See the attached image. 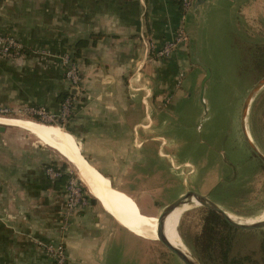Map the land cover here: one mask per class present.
Masks as SVG:
<instances>
[{"label":"crops","instance_id":"0c3cea01","mask_svg":"<svg viewBox=\"0 0 264 264\" xmlns=\"http://www.w3.org/2000/svg\"><path fill=\"white\" fill-rule=\"evenodd\" d=\"M198 1L182 13L177 0H0V33L22 44L18 58L0 53V106L44 105L55 112L61 94L71 92L75 96L69 120L72 133H66L78 152L121 204L150 215L135 200L132 182L122 171L131 168L130 151L138 143L139 126L149 131L151 106H158L166 95L165 75L178 76L190 63L193 66L196 13L201 11L197 14L201 18L208 0ZM239 1L233 6L238 12ZM210 4L223 8L221 0ZM181 24L188 43L168 59H152L149 43L161 47ZM81 42L85 45L80 56L74 57ZM66 52L80 69L78 92L69 89L64 77L60 56ZM160 68L166 72L163 77ZM156 74L159 87L150 98ZM16 142L0 141V264H53L44 244L61 240L66 244L67 264H113L110 252L119 233L131 239H158L123 227L88 188L96 201L87 197L86 206L64 229V183L50 180L43 167L48 161L62 163L40 146Z\"/></svg>","mask_w":264,"mask_h":264},{"label":"rangeland","instance_id":"374dc122","mask_svg":"<svg viewBox=\"0 0 264 264\" xmlns=\"http://www.w3.org/2000/svg\"><path fill=\"white\" fill-rule=\"evenodd\" d=\"M210 1L205 2L201 18L197 17L201 11L196 13V28L191 40L193 66L190 63L189 68L178 76L165 75L164 81L169 86L163 90L166 95L158 106H151L153 124L149 131L139 126L138 139L141 142L137 140L135 148L130 151L131 168L122 172L132 182L135 200L149 214L158 215L165 205L185 190H193L208 195L225 211L242 219H251L264 210V166L245 144L239 119L244 98L264 75L263 72L258 78L254 73L264 69V64L260 62L256 66H248L242 63L246 46L253 43L264 45V0H240L239 12L233 9L237 3L235 0H221L220 7L223 8L220 10ZM244 6L247 8L244 9ZM168 58L152 56L154 60ZM63 68L65 77L67 69ZM206 69L209 70V77L202 87ZM157 71L161 73V68ZM164 74L166 72L161 73V77ZM153 77L150 98H154L159 87L160 76L156 74ZM176 96L177 99H173ZM41 106L52 115V120H41V117L33 115L29 109L37 106L17 109L0 106L7 109L0 112V116L40 121L43 123H38L42 125H59L57 127L62 129L69 126L74 114L65 120L60 116V106L55 112H50L44 105L38 107ZM246 122L252 143L264 155V86L253 98ZM51 123L57 125H47ZM4 127L0 131L2 143L5 139L23 142L25 147L37 145L44 148L56 161L66 165L64 168L87 195L80 172L70 162L52 148L39 143L26 130L10 125ZM53 162H46L44 170ZM208 210L203 205H196L182 213L178 232L190 253V246L202 230ZM156 227L151 232L142 233L145 236H139L156 239ZM246 231L247 234L236 237L234 253L239 252L242 256L251 253V261H246V264H264L260 259L264 227ZM118 235L111 248L110 263L183 264L158 239L148 241L131 239L123 233ZM60 242L66 251L65 242Z\"/></svg>","mask_w":264,"mask_h":264},{"label":"bare ground","instance_id":"6f19581e","mask_svg":"<svg viewBox=\"0 0 264 264\" xmlns=\"http://www.w3.org/2000/svg\"><path fill=\"white\" fill-rule=\"evenodd\" d=\"M40 122V121H37ZM32 120L15 119L8 117H0L1 124L13 125L20 127L41 143L55 150L61 157L70 162L80 173L83 183L86 188L95 195L98 200L100 199L103 205L113 214L115 219L123 226L136 233H148L157 226V216L147 215L134 210L133 208L124 206L120 203L114 192L107 186L101 179V177L88 165L86 160L78 152L74 145L73 140L69 136L70 132L57 126H46L39 124ZM43 123V122H40ZM46 124V123H44ZM67 132V133H66ZM78 175V176H79ZM105 182L109 180L105 177ZM199 205L194 199L191 201H185L183 204L175 207L165 218L163 223V235L174 247L188 252L178 232V224L181 220L182 213L191 209L192 207ZM229 217L232 220L242 223H254L264 219V210L257 216L251 219H242L231 213Z\"/></svg>","mask_w":264,"mask_h":264},{"label":"built area","instance_id":"2783aa9c","mask_svg":"<svg viewBox=\"0 0 264 264\" xmlns=\"http://www.w3.org/2000/svg\"><path fill=\"white\" fill-rule=\"evenodd\" d=\"M196 0H177L183 12H188L194 6ZM189 40V35L185 27L181 24L177 26L172 34L171 38L163 43L159 48H155L152 43L148 45V52L151 56L156 58H168L172 53L180 46L186 45ZM0 53L9 58H18L22 53V44L17 41L13 36L0 33ZM63 67L65 66V79L69 84V89H73L75 92H78L81 77L80 69L78 63L73 59L72 54L69 52L64 53L60 56ZM182 76V75H181ZM180 83L181 81L178 80ZM74 103L75 96L70 95L65 98L60 104V116L63 119L70 118L74 113ZM7 109H2L0 107V112L6 111ZM30 112L35 116H39L43 119L52 120V115L43 107H30ZM68 120V119H67ZM45 172L50 180L54 181L61 177L64 174H68V178L64 185V211L62 213L63 217V228L69 224L72 216L79 210L83 209L87 204V195L82 189L81 185L73 178L69 171L66 168L60 166L54 167L53 165H48L45 169ZM44 248L49 255L53 264H67L65 248L62 243L59 244H44Z\"/></svg>","mask_w":264,"mask_h":264},{"label":"trees","instance_id":"16d2710c","mask_svg":"<svg viewBox=\"0 0 264 264\" xmlns=\"http://www.w3.org/2000/svg\"><path fill=\"white\" fill-rule=\"evenodd\" d=\"M182 13H184L183 10ZM81 45H85V42H81V44L77 43L74 48V57L80 56ZM260 62L264 64V45L253 43L246 46L242 64L245 65L247 63L248 66H256ZM263 72L264 69L258 71V73H254V75L259 78ZM69 94L70 92L61 94L60 104ZM51 165L58 167V162H53ZM60 167L64 168L66 165L62 164ZM67 178L68 174H64L54 181L55 183L61 182L65 185ZM87 197H89L91 201H96L88 192ZM246 232L248 231L231 226L217 214L208 210L204 217L202 230L194 237L190 248L193 255L202 264H246V261H251V253L244 254L243 256L239 252L234 253V241L236 237L247 234ZM260 250H262L260 259L264 261V236H262L260 240Z\"/></svg>","mask_w":264,"mask_h":264},{"label":"water","instance_id":"95a60500","mask_svg":"<svg viewBox=\"0 0 264 264\" xmlns=\"http://www.w3.org/2000/svg\"><path fill=\"white\" fill-rule=\"evenodd\" d=\"M205 0H199L198 4L203 3ZM209 77V70L206 69V73L204 75V78L202 79L201 86L205 84V81ZM264 86V75L256 81V83L252 86L250 91L248 92L247 96L244 98L241 110H240V119H239V126H240V132L242 134V138L249 148V150L255 155V157L262 163L264 166V155L255 147V145L252 143L251 136L249 134V131L247 129V113L250 107V104L257 94V92ZM201 101L203 102V98L201 96ZM5 129L3 124H0V131H3ZM65 130L67 132L72 133V129L69 126L65 127ZM95 196V195H93ZM95 198H97L95 196ZM194 199L199 205H203L207 208H209L212 212L217 214L219 217H221L224 221H226L228 224H230L233 227H236L238 229L242 230H256L259 228L264 227V219L255 221L254 223H242L237 222L235 220H232L229 217V214L227 211H225L223 208H221L217 203L212 201L208 195L201 194L193 190H185L182 194H180L175 200L165 205L160 213L157 215V227H156V236L158 238V241H160L163 246L173 254H175L178 259L183 264H202L192 253L184 252L177 247H174L167 239H165L163 235V223L166 218V216L178 205L183 204L185 201H191ZM100 200V199H99ZM101 201V200H100ZM186 247V245H185ZM187 248V247H186Z\"/></svg>","mask_w":264,"mask_h":264}]
</instances>
